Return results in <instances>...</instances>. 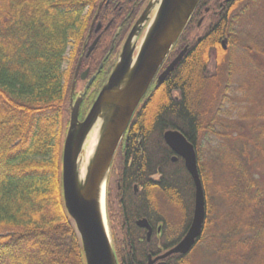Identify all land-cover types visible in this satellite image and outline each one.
<instances>
[{
  "label": "trees",
  "instance_id": "trees-1",
  "mask_svg": "<svg viewBox=\"0 0 264 264\" xmlns=\"http://www.w3.org/2000/svg\"><path fill=\"white\" fill-rule=\"evenodd\" d=\"M99 1L0 0V264H85L64 207L61 156L71 72ZM245 2L232 1L229 11L236 12ZM225 13L223 9L220 14ZM234 18L212 16L211 26L199 41L189 36V50L150 100L151 108L146 110V103L145 109L131 118L117 151L125 153L116 182L125 192L116 211L120 238L111 236L119 264H146L147 254L155 255L174 244L165 235L161 240L152 237L146 241L144 231L134 223L139 217H146L151 224L160 221L153 196L156 188L162 189L172 204H181L186 210L192 204L193 181L182 160H169L170 150L161 137L165 128L177 129L195 148L205 196L203 231L195 246L203 238L210 222L209 177L200 160L199 141L211 131L213 118H208L210 109L202 103L204 98L215 101L226 97L227 89L221 90L219 78L232 46ZM186 29L187 25L180 36ZM224 37L226 48L221 44ZM172 88L180 89L179 101L171 99ZM232 162L233 181L226 188L242 205L247 204L248 213L257 212L255 224L244 223L252 232L241 243L256 258L255 264H264V193L254 191L255 196L249 197L251 177H244L236 159ZM157 173V182L149 179ZM134 183L141 187L137 194L132 193ZM106 211L109 225V201ZM122 221L126 225L122 226ZM187 258L172 254L165 264H186Z\"/></svg>",
  "mask_w": 264,
  "mask_h": 264
},
{
  "label": "water",
  "instance_id": "water-1",
  "mask_svg": "<svg viewBox=\"0 0 264 264\" xmlns=\"http://www.w3.org/2000/svg\"><path fill=\"white\" fill-rule=\"evenodd\" d=\"M199 0H157L148 6L138 23L147 24L140 43H132L136 24L131 30L118 61L82 120H78L80 98L70 102L67 128L62 142L61 184L64 207L79 238L85 264H118L107 230L105 206H101L104 189L118 143L132 117L135 107L145 93L155 71L169 52ZM153 11V12H152ZM149 14H152L149 18ZM227 38L221 40L226 48ZM96 43H92L89 50ZM136 48V51H135ZM186 47L163 71L164 77L181 59ZM73 84L71 85V92ZM98 125L96 142L87 159L84 175L78 170L83 144ZM165 143L183 160L194 185V205L190 226L184 237L158 257L148 256L147 264L172 254H185L200 237L205 220V196L199 176L194 146L177 130L163 135ZM105 205V200H104ZM151 227L146 219L137 221ZM157 264H164L159 262Z\"/></svg>",
  "mask_w": 264,
  "mask_h": 264
},
{
  "label": "rangeland",
  "instance_id": "rangeland-1",
  "mask_svg": "<svg viewBox=\"0 0 264 264\" xmlns=\"http://www.w3.org/2000/svg\"><path fill=\"white\" fill-rule=\"evenodd\" d=\"M239 12L241 14L232 20V46L225 55L226 62L219 78L221 90L227 89L226 97L223 100L216 98L215 101L204 98L202 103L210 109L207 117L210 120L213 118L211 131L199 138L200 160L209 177L210 222L204 229L201 241L190 251L186 264L256 262V258L251 257L241 243V239L246 241L251 235V229L244 227V223L255 224L256 209L248 213L247 204L242 205L240 198L232 196L226 187L233 181L232 161L236 159L243 169L244 177L250 176L253 183L252 189L249 192L247 190L248 196H255L254 191L264 193V0H246ZM191 32V26L187 27L182 37L190 35L194 39ZM88 34L87 31L83 43L87 41ZM82 46L79 58L83 55ZM76 65L71 72V82ZM210 70L214 71L212 66ZM218 85L219 82H216L219 90ZM98 87L90 92L94 91L95 94ZM117 164L118 159L112 162V168ZM110 172L109 169L108 175ZM107 180L104 200L106 202L109 188L108 201L113 215L110 218L108 215L111 221L108 225L107 220V230L112 243V233L120 238V225L116 218L115 174ZM160 203L159 213L168 218L173 226H177L181 221L180 205L176 209L167 198L161 199ZM104 206L106 211V203Z\"/></svg>",
  "mask_w": 264,
  "mask_h": 264
},
{
  "label": "flooded vegetation",
  "instance_id": "flooded-vegetation-1",
  "mask_svg": "<svg viewBox=\"0 0 264 264\" xmlns=\"http://www.w3.org/2000/svg\"><path fill=\"white\" fill-rule=\"evenodd\" d=\"M156 1L157 0H100L99 1L97 7V12H99V14L96 12L91 18L89 30H88L89 33L88 38L87 41L83 43L82 46L83 55L79 58L78 63L74 69L72 82H71V85L73 84V90L71 92V86H70V91H69V105H68L69 108H70V102L73 105L74 102L80 98L78 120H82L85 117L94 99L101 90L103 84L108 79L110 73L112 72L114 66L118 61L121 50L135 24H136V28L132 43H134L135 47L137 48V45L140 43L142 36L144 34L145 26L148 22L146 21L144 23L139 24L138 20L141 18L143 12L148 8V6H151L152 3L153 5H155ZM232 1L234 0H210L207 2L206 1L200 2V0L198 1L197 5L195 6L193 12L191 13L186 23L187 27L191 26L192 28L191 35L193 34L192 37H194L193 40L194 42L199 41L201 35H203L205 31L211 26L212 16H226V14L227 16H239L241 14V12L237 13V11L242 10L243 4L240 5L241 7H239L236 12L229 11ZM223 9L226 10V13L224 15L220 14ZM148 16L150 18L152 14H149ZM180 35L178 36L174 44L171 46L169 52L167 53V55L165 56V58L157 68V70L155 71L151 81L147 86L145 93L140 98L137 106L135 107L132 117L136 116L139 111H143L145 109V104L149 103L151 99H152L151 102L154 100V97L157 95V92H159L158 91L159 87H161L165 83V80L168 78V76H170L171 73H173L178 68L179 63L182 60L183 56L189 50V44L191 40L189 37L190 35H188L187 37H182ZM95 40L96 43L89 50L90 46ZM185 47H186V51L182 55L181 59L172 68V70H170L164 77L161 78L163 71ZM79 83L82 84L79 85ZM75 87H77V89H75ZM96 87H98V90L96 91L95 94H93L95 89H97ZM91 90L94 91L90 92ZM170 97L174 101H179L181 99L180 89L178 88L170 89ZM151 106L152 104L149 103V105L146 107V110L147 108H151ZM69 108H68V115L70 110ZM130 122L131 119L118 143V146L112 158V162L118 159V164L115 165V168L114 166L112 168V162L110 165L111 172L108 175V178L110 179V177L113 174H115L116 182L120 174L119 169H121L122 163L125 162L123 157L125 156L124 155L125 153L118 154L117 151L119 148H121L120 142L124 139V137L126 138V130ZM168 130H177V129H172V128L163 129L161 137L164 143L165 141L163 135ZM137 143L140 145L141 141L138 140ZM165 145L170 150L169 160L171 162L175 163L178 160H182V158L178 156L174 151H172L166 143ZM123 147H125V145ZM129 161H131V157ZM159 178H160L159 173L149 177V179L154 182H157ZM116 182H115V186H117V189L115 187V199H116V205L118 206L119 203L122 202L125 192L123 191V189H119L120 185L119 183ZM107 187H108V182H107ZM108 189L109 188H107V190ZM157 189L158 188H156V191H154L153 196L155 202L156 217L160 218V221L151 224L146 217H139L135 219L134 223L137 226L138 220L140 219L147 220L148 224L151 227L150 235L148 238H147L148 230L146 228H142L138 226L140 229L144 231L143 234L146 241H150L152 237H154V239L160 238L161 240L162 236L165 235V238L167 240L174 242L173 244L174 246L184 237L188 227L190 226L192 220V214H193L194 193L192 198V204H190V207L187 210L181 204L173 203V205L177 207L176 209H178V206L180 205V212H181L180 223H178L177 226H173L172 222L169 221L168 218H165L163 215H161V213H159L160 212L159 204L161 205L160 200L165 199L166 196L161 191L162 189L161 190H157ZM140 190L141 187L138 184L136 183L132 184L133 194H137ZM108 198H110L109 191L106 193L105 203L107 206H108ZM173 202L175 201L173 200ZM111 215L113 214L111 213ZM122 223H123L122 226L126 225L124 221H122ZM175 227L176 229L175 231H173L172 229ZM194 246L195 244L191 247V249L187 253L180 255L181 256L187 255L188 257L190 251L193 249ZM168 249H164L162 252H159L155 255L147 254L146 264L148 261V256H150L151 259H154L159 255L163 254ZM166 258L157 259L153 264H157L161 261L164 262L165 264ZM187 262H188V258H187Z\"/></svg>",
  "mask_w": 264,
  "mask_h": 264
},
{
  "label": "bare ground",
  "instance_id": "bare-ground-1",
  "mask_svg": "<svg viewBox=\"0 0 264 264\" xmlns=\"http://www.w3.org/2000/svg\"><path fill=\"white\" fill-rule=\"evenodd\" d=\"M97 132H98V125H95L92 130L89 132L84 144H83V152L80 155L78 159V170L81 175V177L85 173L87 159L91 154V151L94 147V144L96 142L97 138ZM104 188V187H103ZM101 190V206L104 207V189Z\"/></svg>",
  "mask_w": 264,
  "mask_h": 264
}]
</instances>
